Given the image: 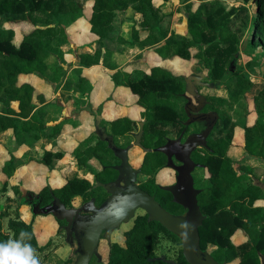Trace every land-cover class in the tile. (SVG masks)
Listing matches in <instances>:
<instances>
[{
  "label": "trees",
  "instance_id": "obj_1",
  "mask_svg": "<svg viewBox=\"0 0 264 264\" xmlns=\"http://www.w3.org/2000/svg\"><path fill=\"white\" fill-rule=\"evenodd\" d=\"M93 13L90 18L91 31L99 36L94 52L79 54V67L74 69L73 77L67 78L64 87L70 90L84 91L90 88L89 79L83 75L85 67L103 63L116 69L113 52L104 47L105 39L110 37L115 27L118 12L132 8L141 14L134 27V38L141 45L159 44L155 51L163 60L176 57L190 60L197 59L209 69L213 79L223 82L228 80L230 99L218 97L208 108L220 110L221 120L218 127L211 133L209 149L205 154L195 153L194 158L204 164V178L209 184L201 185L202 192L198 196L201 210L207 216L200 227L201 247L208 250L220 262L227 260L238 264H263L264 257V206L257 201L264 198V188L251 179L250 173L255 167L252 162H245L244 156L235 159L229 154L234 144L236 128H244V154L247 159L264 160V87L254 89V82L242 68L230 73L228 65L237 51L238 34L232 28L233 19L238 12L248 10L246 5L234 6L227 10L218 0H182L186 3L187 18L182 30H170L163 21L170 15L162 5L154 0H92ZM167 1V0H164ZM248 3L250 0H244ZM257 14L254 19L255 37L264 39V0H256ZM84 6L78 0H0V133L10 131L20 145H32L42 137L56 139L60 136L63 123L48 125L47 111L38 107L35 101L34 85L28 82L19 83L22 74H37L49 82H60L67 75L64 65L65 54L73 49L70 47L68 32L62 26L64 18L76 20L82 16ZM27 21L34 27L26 33L20 43H16V31L5 24ZM188 28V33L185 29ZM140 29L147 30L148 35L140 40ZM61 38V40H59ZM57 40V41H56ZM54 61V62H53ZM208 77V76H207ZM116 87L125 86L138 95V103L146 116L143 143L149 148L163 145L167 141L168 129L172 127L177 134L186 127L187 117L184 107L179 102L184 98V81L180 75L166 66L159 64L151 67L150 73L135 78L131 72L117 69L112 74ZM45 101L41 94L37 96ZM13 100L19 101V111L11 106ZM245 101L244 114L237 119L228 113L233 106ZM251 101V102H250ZM252 103V107L250 106ZM254 113L255 120L250 123L249 115ZM137 120L128 115L109 120L105 126L115 137L132 136ZM109 125V126H108ZM227 133L224 135L223 132ZM91 133L74 150V155L81 167H87L91 159H98L103 165L95 172L94 181L85 177H69L61 187L44 185L38 192L23 195L21 184L12 188L19 199L8 196L0 208V243L19 240L21 232H27L31 239L26 240L34 249L45 250L49 243L40 246L33 222L22 217L21 207L36 202L45 206L59 197L68 207L73 206V199L81 197L85 200L95 199L103 204L109 192L97 183L114 181L118 171L112 159L114 152L108 143ZM223 135V136H222ZM133 138V139H134ZM130 142V141H129ZM131 143V142H130ZM62 151L47 150L40 162L53 168L54 158H62ZM117 158V157H116ZM167 158L163 152L148 151L142 164V174L146 177L141 187L155 195L164 207L174 213H182L185 208L172 199L171 194L161 188L156 178L166 165ZM239 166L240 170L237 169ZM13 156L4 159L2 171L11 176L16 170ZM9 181H5L0 193L8 190ZM32 210V209H31ZM33 212V211H32ZM8 218L7 224L4 219ZM59 232L65 231L64 220H59ZM241 231L246 239L236 242L234 235ZM164 234L182 244V239L168 230L159 221H150L148 214L139 215L133 227L125 232L126 245L114 242L110 245L107 259H92L90 264H171L157 257L160 235ZM77 257V255H76ZM75 258L62 261L61 264L73 262ZM168 258V257H167ZM175 260V259H174ZM180 264H190L183 254V247L176 259Z\"/></svg>",
  "mask_w": 264,
  "mask_h": 264
},
{
  "label": "rangeland",
  "instance_id": "obj_2",
  "mask_svg": "<svg viewBox=\"0 0 264 264\" xmlns=\"http://www.w3.org/2000/svg\"><path fill=\"white\" fill-rule=\"evenodd\" d=\"M78 1H80V3H82L84 6L82 16H80L76 20H71L70 18H64L62 20V26H64L66 31L68 32L69 43H71L73 46V50H70L68 52L69 54H66L65 65L67 67V77H73V74H75L74 69L78 65V59H76V56H78L82 52H88L92 43L90 38L91 34L89 32V16L92 10L93 1ZM218 1L223 3L227 10H230L234 6L236 7L246 5L248 7L247 11L238 12L237 17L234 18L232 22V28L238 34V40L236 43L237 51L233 54L231 61L228 65L229 72L232 73L242 68L243 71L247 75H249L254 82L253 91L257 88L264 87V39H258L254 35V19L257 14L256 0H250L248 3H246L244 0ZM179 3V0H173L172 3L169 4V6H163L166 12L171 13L163 21V25L169 27L170 30H172L173 27L178 23V25H180L178 26V29L182 30L180 28L181 25H185L186 23V18L188 16L187 7L184 3H181V5H179ZM136 15L137 13H135L132 8H129L127 11L124 12H118L117 20L115 21V27L111 32L110 37H107L105 39L106 41L104 45V47H107L112 50V59L116 63L117 67L116 69H111L112 71H102V68H100L99 71L97 70L95 72L96 74L105 73L108 75V78L113 82L112 74L114 70L117 69H122L125 71L128 70L137 79L141 78L146 73H150L153 61L149 62L143 60L145 56V53L142 51L144 49V45H141L140 42L134 38L133 34L134 27H137L138 19H135ZM175 15H177V17H175ZM173 23H175V25ZM5 25L8 27L11 26L15 29V40L17 42H19L23 38V36L34 27L27 21L11 23L7 22ZM184 31L185 33H188V28H186ZM143 32V29H140V37H142ZM59 40H61V38H59ZM97 46H99V44H97ZM166 64L175 72V74H178L183 78L184 92L187 93L190 97H192V99L194 97L188 91V88H190V90L193 89L192 86L187 83L186 80L189 77L190 80L193 81L197 87H200L199 90L201 91V94L205 96L207 100L213 102L218 97H223L226 100L230 99L229 87L227 83L228 80H223V82H219V80L213 79L210 76L209 69L204 68L201 61L198 62L195 58L186 60L176 57L175 59L166 60ZM64 79L58 83H48L49 88L52 91H55V93L58 92L61 88L62 90L60 92V99L64 100L65 98V104H63L62 115L63 118L68 117V120H66L65 122L69 124H67L65 131L62 133L61 137L58 140L53 142L42 141L34 146L29 147L19 146L16 142H13L11 138H9L7 133L0 135V167L4 162V159L10 156L14 157L15 162L17 164V168L14 173L15 180L21 179V182L22 180H25V182L22 183V194H27L31 191L37 190L42 183H49L51 180L49 176L51 177L53 170H55L56 168L60 170L58 174L60 176L58 178L63 180L54 181V183H56L57 185H59L60 182L64 183L67 178L74 176L85 177L93 182L95 172H99L103 168V165L98 160H93L89 162L87 167H80L78 165L77 158L74 155V150L91 133L96 132V121L101 120V123L107 126V124L109 123V118L111 116L116 117L129 113L128 115L135 117L138 121L133 130L135 133H138L140 129L139 122L146 120V116L144 115V109H142L141 112L135 110L134 108H123L120 110V108H122L121 105H125L124 101L126 102V105H129L131 103L129 101L130 97L129 95L122 93L121 96L116 98L115 89L117 87L112 86V82H110L108 85H103L101 87L103 89V92L99 97V100L103 101L104 98L108 96V99L110 101L115 102V105L111 108V114H104L105 110L103 108L105 107V104L97 109L92 110V115L88 114L85 112V110H82L80 108H82V106L86 104L89 95L88 93H91L92 95L95 87H93L91 84V88L77 93L75 87H72L70 90L66 89L65 87H62ZM128 91L131 92L129 89ZM118 98H120L121 100H119ZM184 104L185 100L180 101L179 107H182ZM250 106L252 107V103H250ZM241 112L243 114L244 112H246L244 100L235 104L233 106V110L228 111V113L235 120L238 118L237 115H239ZM254 120L255 114L252 113L249 115V122L252 123ZM189 128L190 131H195L197 129V124H193L189 126ZM167 129L169 131V137L173 138L174 136H177V132L172 127L168 126ZM226 133L227 130L226 132H223L224 135ZM239 133H242V136L245 133L244 128L241 126L237 127V130L234 134V144L229 150V154L233 157H241L242 154H244V150H242V144L239 142L240 140H238ZM97 136L98 135L95 134L94 138H97ZM133 138L134 137L132 136H128V138L117 137L116 143L120 146H126L130 142L134 141ZM51 148L53 149V151H62L65 153L62 158H54L52 165L53 168H50L40 163V158L44 155L47 150ZM245 156V162H252L251 164L255 166L253 168V172L250 173L251 179L255 183L259 182L261 185L264 186V160L261 161V165H258L257 160L251 161V159H247L248 157ZM144 157L145 152L141 147L133 146L131 148L130 161L134 167L140 168L142 166ZM112 161L115 164L119 163V159L116 157L113 158ZM236 166L237 169L240 170L239 166ZM48 171H51L49 176ZM204 174V169H200L197 172V177L200 179L199 183L201 185H207L210 183L209 179L204 178ZM53 175H56V172H54ZM4 180V177L0 179V187L3 186ZM158 181L161 184H171L175 181V171L168 166L162 168L158 174ZM9 189L10 190L5 194L0 193V204H4L6 196L9 193H11L12 196H16L11 191V188ZM16 199H19V195H17ZM84 200L85 199H82L81 197L74 198L73 206L78 209H82ZM87 201L88 200H85V202ZM22 207L25 215H28V213L30 214V217L28 216L30 220L33 217L36 218L38 216V219L35 220V228L40 226V232L43 233L46 230L45 235L47 236L53 233L52 229L50 228V225L47 226L46 223L47 219H53L52 215L40 214L35 216L31 211L30 205L25 204ZM25 208L27 209L26 212L24 210ZM143 212V210L138 211V213ZM24 214H22V217L25 216ZM130 221L131 222L127 224L124 223L119 228L114 229L111 233L110 238L104 236L102 237L98 254L94 256V259H107L110 250V245L114 242H117L124 246L126 245L124 232L127 229L131 228L134 224L133 219H131ZM37 232L38 230H36V233ZM234 238L236 242H241L245 240V236L242 232H237L234 235ZM40 240L41 242H43L44 238L41 237ZM47 243H49L47 249L35 250L36 255L39 258L40 264H61L62 261L72 257L75 258L78 254L79 244L75 237V234L72 233L70 236H68L66 230L59 232L58 229L56 236L50 239ZM60 246L68 247L67 252L64 255L65 259L58 258L57 254L55 253V250ZM182 247L183 245L181 243L176 242L167 235L161 234L155 253L157 256L165 255L168 258L176 260L179 256ZM212 250L213 248L212 246H210L208 251L211 253ZM229 264H238V260H235Z\"/></svg>",
  "mask_w": 264,
  "mask_h": 264
},
{
  "label": "water",
  "instance_id": "obj_3",
  "mask_svg": "<svg viewBox=\"0 0 264 264\" xmlns=\"http://www.w3.org/2000/svg\"><path fill=\"white\" fill-rule=\"evenodd\" d=\"M186 80L193 89L188 88V91L199 104L195 105L192 97L189 96L185 104V110L189 116L186 123L191 124L195 121L213 118L206 129L201 133L188 136L184 142H182L181 136L169 138L164 145L151 149L145 147L141 141L145 121H140L139 132L135 133L136 140L126 147L118 145L113 134L109 133L100 122H97L100 139L108 143L109 148L121 161L114 165V168L119 172L116 180L97 183L103 185L111 193L110 197L100 207L92 208V212L88 214H81L79 209L74 206L68 207L57 196L45 206H42L40 201L33 204L32 211L35 216L52 214L56 219L65 221L63 226L68 236L72 233L75 234L79 244L78 254L73 262L65 264H90L93 257L98 254L103 232L106 237L110 238L112 231L134 217L138 209L145 210L150 221H159L168 230L181 237L183 254L190 264H229L227 260L218 261L208 250H203L201 247L200 227L204 224L207 216L201 210L198 201V195L202 189L195 187L192 174L196 167L203 165L196 163L191 154L199 145H208L207 137L218 121L219 114L217 111L194 113L203 108L207 99L199 92L190 77ZM133 146H139L145 152L160 151L168 156V166L174 168L178 172V176L175 184L163 186V188L172 192L174 200L187 208L184 213L179 214L168 210L154 195L140 186L137 181L140 169L134 167L130 161V150ZM173 156L181 162L180 165L174 162ZM92 204H94L93 199L85 203L83 208L88 210V206ZM153 259L180 264L165 255ZM262 261L264 264V257H262Z\"/></svg>",
  "mask_w": 264,
  "mask_h": 264
},
{
  "label": "crops",
  "instance_id": "obj_4",
  "mask_svg": "<svg viewBox=\"0 0 264 264\" xmlns=\"http://www.w3.org/2000/svg\"><path fill=\"white\" fill-rule=\"evenodd\" d=\"M155 1V3L157 4V5H162V6H169V4L170 3H172V1L173 0H167V1H164V0H154ZM179 5H181V3H184V2H182V0H179ZM185 5H186V3H184ZM92 5H93V3H92ZM92 13H93V8H92V10H91V13H90V16H89V19L92 17ZM135 13H137V12H135ZM175 17H177V15H175ZM141 18V14L140 13H137V15L135 16V19H140ZM89 24H90V22H89ZM174 25H175V23H173ZM179 24V23H178ZM178 24H176L174 27H173V29H172V31L173 30H175V31H177L178 30V26H180V25H178ZM182 26V25H181ZM144 32H143V34H142V37H140V40H143V39H145L146 37H147V35H148V31L147 30H143ZM89 32H90V34H91V41H92V43H91V47L89 48V52H94L95 50H96V48L98 47L97 46V44H98V39H99V36L96 34V33H94V32H92L91 31V24H90V26H89ZM22 40V39H21ZM21 40L19 41V42H17L16 41V43H20L21 42ZM159 44H148V45H145L144 46V49L142 50L144 53H145V56H144V59L143 60H145V61H149V62H151V61H153V65H152V67L153 66H155L156 64H165L166 66H168L167 64H166V60H163L161 57H160V55L155 51V48L158 46ZM70 47L73 49V46H72V44L70 43ZM140 47V46H139ZM66 54H69V53H66ZM66 54H65V61H66ZM129 55V54H128ZM76 59H78V65L76 66V67H79L80 65H79V55L78 56H76ZM64 65H65V63H64ZM65 67H66V65H65ZM75 67V68H76ZM169 67V66H168ZM100 68H102L101 70L102 71H105V70H109V71H112L111 70V68H109V67H107L106 65H104L103 63H100V64H95V65H92V66H90V67H85L84 68V70H83V75L84 76H86L88 79H89V81H90V83L92 84V86L93 87H95V89L93 90L94 92H93V94L91 95V93H88L89 95H88V100L86 101V104L84 105V106H82V108H80V109H82V110H85V112L86 113H88V114H91V112H92V110H94V109H97V108H99V107H101L102 105H104L105 104V107L103 108L105 111H104V114H111V108H112V106H114L115 105V102L114 101H110L109 99H108V96H106L105 98H104V100L103 101H101V100H99V97L101 96V93L103 92V89L101 88L103 85H108L110 82H112L109 78H108V75L107 74H105V73H103V74H101V73H95L97 70L99 71L100 70ZM170 68V67H169ZM66 69H67V67H66ZM114 71H116V70H114ZM126 71H128V70H126ZM70 75V74H69ZM178 75V74H177ZM72 76H70V78H71ZM67 78H69V77H65V79H64V83H63V86L62 87H64V84H65V82H66V80H67ZM63 80V79H62ZM61 80V81H62ZM60 81V82H61ZM24 82H28V83H31L32 85H34V87L36 88V91H35V101L37 102V104H38V107H43L46 111H47V116L46 117H48V119H46V121H47V123H48V125H53V124H56V123H63V129H62V133L65 131V128H66V126H67V124H69V123H66L65 121L66 120H68V117L66 118V117H64L63 118V115H62V110H63V104H65V98H64V100L63 99H60V92H61V88H60V90L58 91V92H56L55 93V91H52L50 88H49V84L48 83H52V82H49V81H47V80H45V79H43V78H41L39 75H37V74H22V75H20V77H19V83L20 84H22V83H24ZM56 83H58V82H56ZM112 86H115V84L112 82ZM91 88V87H90ZM128 89L130 90V88H128V87H125V86H119V87H117L116 89H115V93H116V98L117 97H119V96H121V94L122 93H125V94H127V95H129V97H130V104L129 105H126V102L124 101V103H125V105H121V107L122 108H120V110L121 109H123V108H126V109H130V108H134L135 110H138L139 112H141V110L143 109L142 108V106H140L139 105V103H138V95H135L134 93H132V91L131 92H129L128 91ZM127 90V91H126ZM78 92H80V91H77V93ZM39 94H41V95H43L44 97H45V101H40L38 98H37V96L39 95ZM63 97H65V96H63ZM87 99V98H86ZM119 100H121L120 98H118ZM1 106H2V104H1V102H0V109H1ZM11 106L15 109V110H17V111H19V101L18 100H13L12 102H11ZM75 108V107H74ZM91 110V111H90ZM111 111V112H110ZM1 112V111H0ZM80 114V113H79ZM129 113H126V115H128ZM92 115V114H91ZM122 116H125V115H122ZM122 116H116V117H110L109 118V120H113V119H115V118H118V117H122ZM128 116H130V115H128ZM131 118H133V119H136L135 117H133V116H130ZM82 120V119H81ZM97 122H100V120H97L96 121V124H97ZM239 127V126H238ZM236 130H237V128H236ZM96 132H97V125H96ZM5 133H7L8 134V136H9V138H11V140L13 141V142H16L19 146H34V145H36L37 143H39V142H42V141H47V142H53V141H56V140H58L60 137H61V135H62V133L60 134V136L58 137V138H56V139H49V138H46V137H42L41 139H39L38 141H36V142H34V144H32V145H20L19 143H18V141H17V138L15 137V136H11V133H10V131H4V132H2V133H0V135L1 134H5ZM98 133V132H97ZM238 140H240L239 142L242 144V148L244 147V144H245V142H244V135L242 136V133H239V136H238ZM78 145V144H77ZM9 148V147H8ZM241 148V147H240ZM8 150V149H7ZM49 150H53L52 148L51 149H49ZM242 150H244V149H242ZM55 151V150H54ZM243 156H245L244 154H242V156L241 157H243ZM11 157V156H10ZM241 157H236V156H234V158L235 159H239V158H241ZM93 160H98V159H96V158H94V159H91L90 161H93ZM89 161V162H90ZM99 161V160H98ZM258 161V165H261L262 164V160H260V159H258L257 160ZM89 162H88V164H89ZM41 163V162H40ZM3 165V164H2ZM17 165V164H16ZM79 165V164H78ZM2 167V166H1ZM0 167V179L2 178V177H4L5 178V180H4V182L5 181H9V186H8V190L6 191V192H8L10 189L9 188H11V191L13 192V194H15L16 196H12V194L11 193H9L7 196H6V198L8 197V196H10V197H12V198H16L17 197V195L18 194H16V192L14 191V189L12 188V185H14V184H18V183H20L21 184V192H22V188H23V185H22V183H24L25 182V180H22V182H21V179H18V180H15V171H14V173L11 175V176H9L8 174H6V173H4L3 171H2V168ZM17 167V166H16ZM81 167V166H80ZM56 168V167H55ZM82 168H85V167H82ZM50 172L51 171H48V176H49V174H50ZM54 172H56V175H53V173ZM59 172H60V170L59 169H55V170H53V173H52V175H51V177L49 176V178H51V180H50V182H49V184H51L53 187H61L62 185H64L65 184V182L63 183V182H60V184L59 185H57L56 183H54V181H63L62 179H59L58 177L60 176V175H58L59 174ZM54 176H56V177H54ZM68 179V178H67ZM4 184V183H3ZM46 184H48V183H42L40 186H39V188L37 189V190H34V191H31V192H29V193H27V194H30V193H35V192H38L44 185H46ZM257 184H259V185H261L259 182L257 183ZM263 188H264V186L263 185H261ZM1 188V187H0ZM35 189V188H34ZM6 192H4V193H2V194H5ZM23 195H26V193L25 194H23ZM6 200V199H5ZM5 203V202H4ZM257 204L258 205H262V206H264V198H261V199H259L258 201H257ZM4 205V204H3ZM2 204H0V208L3 206ZM29 205V204H28ZM31 209H32V207H31ZM25 210V212L27 211V209L25 208L24 209ZM32 211V210H31ZM21 212H22V214H24V212H23V207H21ZM25 215V214H24ZM48 215H52V214H48ZM23 216V215H22ZM28 216L30 217V214L28 213V215H25L23 218L26 220V221H28V222H33V226H34V229H35V232H36V230H38V232L36 233V235H37V239H38V242H39V245L40 246H42V245H45L50 239H52V238H54L55 236H56V234H57V231H58V229L60 228V222H59V220L58 219H56L53 215V219H47V221H46V223H47V226L48 225H50V228L52 229V234L51 235H45L46 234V230L43 232V233H41L40 232V229H41V227L40 226H38V227H36L35 228V220L36 219H38V216L35 218V217H33L31 220L28 218ZM7 221H8V218H5L4 219V223L5 224H7ZM47 232H48V227H47ZM239 232H241V231H239ZM53 235V236H52ZM245 236V235H244ZM41 237H43L44 238V240H43V242H41V240H40V238ZM245 239H246V236H245ZM244 241V240H243ZM67 246H60V247H58L56 250H55V253L57 254V256H58V258H60V259H65V257H64V255H65V253L67 252ZM35 250H37V249H35Z\"/></svg>",
  "mask_w": 264,
  "mask_h": 264
},
{
  "label": "flooded vegetation",
  "instance_id": "obj_5",
  "mask_svg": "<svg viewBox=\"0 0 264 264\" xmlns=\"http://www.w3.org/2000/svg\"><path fill=\"white\" fill-rule=\"evenodd\" d=\"M205 68V67H204ZM200 89V87L198 86V90ZM200 91V90H199ZM200 93H201V91H200ZM183 95H184V98L186 99V101H185V104L187 103V101H188V98H189V95L187 94V93H183ZM194 97V96H193ZM193 103L195 104V105H199L197 102H196V100H195V97L193 98ZM210 103H212L210 100H207L205 103H204V106H203V108H201V110H199V111H195L194 113L195 114H200V113H205V112H210V111H217L218 112V114H219V118H218V121L216 122V124H215V126H214V128L211 130V132H210V134H209V136L207 137V144H209L208 142H209V140H210V136H211V133L213 132V131H215L216 130V128L218 127V123L220 122V120H221V114H220V110H218V109H214V108H208V106L210 105ZM185 104L183 105V107H184V110H185ZM185 112H186V110H185ZM186 115H187V117H186V119H185V121H184V123H185V125H186V127L181 131V133L180 134H177V136H174L173 138H179L180 136L182 137V142H184L187 138H188V136H190V135H192V134H195V133H201L204 129H206V127H207V125H208V123H210L212 120H213V118L212 119H209V120H204V121H195V122H193V123H191V124H187L186 123V121L188 120V118H189V116H188V114H187V112H186ZM140 123V122H139ZM193 124H197V129L194 131H190V128H189V126H191V125H193ZM169 138H171V137H169V136H167V140L169 139ZM136 140V138H134V141ZM133 141V142H134ZM141 141H142V139H141ZM133 142H131V143H133ZM167 142V141H166ZM131 143H129L128 145H130ZM142 143H143V141H142ZM165 144V143H164ZM163 144V145H164ZM128 145H126V146H128ZM143 145L145 146V147H147L144 143H143ZM126 146H123V147H126ZM149 148V147H148ZM156 148V147H155ZM155 148H151V149H155ZM206 149H209V145H207V146H204V145H199L193 152H192V154H191V157H192V159L196 162V163H198V164H201V165H203V166H198V167H196L195 169H194V171L192 172V174H193V176H194V181H195V183H194V185H195V187L196 188H198V189H202V188H200V187H198L197 186V182H198V180H197V177H196V175H195V173H196V170H197V168H203L204 167V164L203 163H201V162H198L195 158H194V154L195 153H202V154H205V150ZM144 151V150H143ZM145 152V151H144ZM148 152V151H147ZM147 152H145V156H146V153ZM165 154V153H164ZM166 155V154H165ZM116 156V155H115ZM117 157V156H116ZM118 158V157H117ZM166 158H167V162H166V165L164 166V167H166V166H168V156L166 155ZM119 159V158H118ZM144 159H145V157H144ZM144 159H143V162H144ZM173 160H174V162L176 163V164H178V165H180L181 164V162L180 161H178L177 159H176V157L175 156H173ZM121 161H120V159H119V163H120ZM118 163V164H119ZM143 164V163H142ZM163 167V168H164ZM169 167V166H168ZM170 168H172V167H170ZM205 168V167H204ZM140 169V173H139V175H138V183L139 184H141V181H142V179H145V175L144 174H142V166L139 168ZM174 171H175V181L174 182H172L171 184H161V183H159V181H158V176H157V178H156V182H157V184L161 187V188H163V186H168V185H173V184H175L176 182H177V176H178V172L174 169V168H172ZM118 175H119V172H118ZM118 175H117V177H118ZM117 179V178H116ZM141 186V185H140ZM164 189V188H163ZM145 190V189H144ZM164 190H166V189H164ZM108 191V190H107ZM147 191V190H146ZM166 191H168V190H166ZM109 192V191H108ZM149 192V191H148ZM170 194H171V196H172V199L174 200V196H173V194H172V192H170V191H168ZM202 192V191H201ZM150 193V192H149ZM110 195H111V193L109 192V196H108V198L110 197ZM153 195V194H152ZM155 196V195H154ZM199 196V195H198ZM156 197V196H155ZM93 200H94V204H92V205H89L88 207H89V209L88 210H86V209H84L83 208V206L85 205V203H87L88 201H90V200H88L87 202H85V200H84V203H83V205H82V209H79V211H80V213L81 214H88V213H91L92 212V208H94V207H100L101 206V204H97L96 203V201H95V199L94 198H92ZM91 199V200H92ZM156 199L161 203V201L156 197ZM175 201V200H174ZM176 202V201H175ZM162 204V203H161ZM183 206V205H182ZM184 207V206H183ZM166 208V207H165ZM185 208V207H184ZM139 210H143V209H138L137 211H136V213H135V216L134 217H132V218H130L129 219V221H127V222H124V223H129V222H131L130 220L131 219H133V221H134V223H135V220H136V218L139 216V215H144V214H147V213H145V210H143L144 212L143 213H138V211ZM187 210V208H185V211ZM184 211V212H185ZM184 212H182V213H184ZM182 213H180V214H182ZM123 223V224H124ZM122 224V225H123ZM121 225V226H122ZM134 225V224H133ZM133 227V226H132ZM130 229V228H129ZM129 229H127V230H129ZM126 230V231H127ZM125 231V232H126ZM124 232V233H125ZM104 233L105 232H103V235H102V237L104 236V237H106L105 235H104ZM125 239H126V236H125ZM100 246V245H99ZM99 251V250H98Z\"/></svg>",
  "mask_w": 264,
  "mask_h": 264
},
{
  "label": "clouds",
  "instance_id": "obj_6",
  "mask_svg": "<svg viewBox=\"0 0 264 264\" xmlns=\"http://www.w3.org/2000/svg\"><path fill=\"white\" fill-rule=\"evenodd\" d=\"M31 239L27 232H21L19 240L0 243V264H40L35 249L26 240Z\"/></svg>",
  "mask_w": 264,
  "mask_h": 264
}]
</instances>
